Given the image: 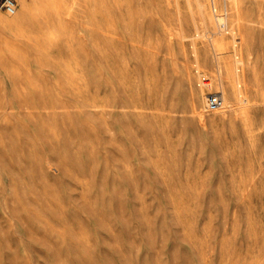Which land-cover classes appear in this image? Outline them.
<instances>
[{
	"label": "rangeland",
	"instance_id": "374dc122",
	"mask_svg": "<svg viewBox=\"0 0 264 264\" xmlns=\"http://www.w3.org/2000/svg\"><path fill=\"white\" fill-rule=\"evenodd\" d=\"M16 1L0 264H264V0Z\"/></svg>",
	"mask_w": 264,
	"mask_h": 264
},
{
	"label": "bare ground",
	"instance_id": "6f19581e",
	"mask_svg": "<svg viewBox=\"0 0 264 264\" xmlns=\"http://www.w3.org/2000/svg\"><path fill=\"white\" fill-rule=\"evenodd\" d=\"M22 2V5L25 7V6H28V0H21ZM239 2V1H238ZM48 3L51 5V7L53 6H57V0H48ZM240 3V2H239ZM238 3V4H239ZM242 3V1H241ZM215 4L217 7H219L221 9V11L219 10V13L216 12L213 14L214 18L216 19L217 23L219 24V27L222 28L223 26L222 25H225L227 26L228 25V16L230 14V10H231V0H223V4L221 5L219 3V0H215ZM240 5V4H239ZM242 5V4H241ZM204 4H203V1L202 0H198V13H199V21H201V23H204V24H207L209 21H211V16H209L207 14V12L205 11L204 9ZM240 7V6H239ZM238 7V8H239ZM210 8H211V0H210ZM17 10V8H16ZM238 11V10H237ZM240 11V10H239ZM16 15V12L14 13ZM13 15V14H11ZM18 17V14L17 16ZM200 24V23H199ZM205 26V25H204ZM203 26V27H204ZM199 27H202L201 24L199 25ZM205 28V27H204ZM210 29V28H209ZM221 44H219V47L217 49H220L222 50L221 48ZM227 66H228V63H227ZM227 68V67H226ZM231 68V67H230ZM229 68V69H230ZM228 70V69H226ZM223 76V75H222ZM225 77V76H223ZM222 79H225L223 78ZM227 78H228V84L230 85V88H231V95L232 97L236 100V101H239V102H244V98L241 99V94H243V90L241 88V76L237 73V71H233L232 68L231 70H229V72L227 73ZM227 80V79H226ZM224 81V80H223ZM206 85H210L211 82L210 81H207L205 82ZM240 85V86H239ZM215 93L213 94H209V95H214ZM217 94V93H216ZM219 94V93H218ZM221 98L223 99V101L226 102V104L229 103V97L226 93H222L221 94ZM207 99V98H206ZM224 103V102H223ZM244 111V116L245 115H248L247 113L248 112H245V109H243ZM247 110V109H246ZM249 111V110H248ZM250 112V111H249ZM250 114V113H249ZM246 118V117H245ZM249 119V116L247 117ZM246 118V119H247Z\"/></svg>",
	"mask_w": 264,
	"mask_h": 264
},
{
	"label": "built area",
	"instance_id": "2783aa9c",
	"mask_svg": "<svg viewBox=\"0 0 264 264\" xmlns=\"http://www.w3.org/2000/svg\"><path fill=\"white\" fill-rule=\"evenodd\" d=\"M17 8L16 0H0V9L4 10L8 14H14ZM221 9L216 6L215 0H211V11L212 13H219ZM223 99L220 96L210 95L208 98V108L210 110H216L223 106Z\"/></svg>",
	"mask_w": 264,
	"mask_h": 264
}]
</instances>
